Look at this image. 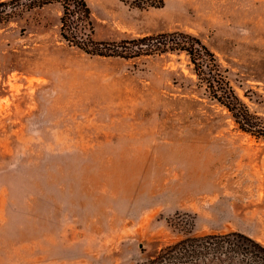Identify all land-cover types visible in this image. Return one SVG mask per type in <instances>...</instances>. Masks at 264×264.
<instances>
[{
  "label": "rangeland",
  "instance_id": "1",
  "mask_svg": "<svg viewBox=\"0 0 264 264\" xmlns=\"http://www.w3.org/2000/svg\"><path fill=\"white\" fill-rule=\"evenodd\" d=\"M93 37L199 36L264 116V0H87ZM62 6L0 27V264H139L187 235L264 242V139L185 53L92 56Z\"/></svg>",
  "mask_w": 264,
  "mask_h": 264
},
{
  "label": "trees",
  "instance_id": "2",
  "mask_svg": "<svg viewBox=\"0 0 264 264\" xmlns=\"http://www.w3.org/2000/svg\"><path fill=\"white\" fill-rule=\"evenodd\" d=\"M53 3L62 6V37L89 55L130 59L185 53L211 99L229 111L239 129L264 139V116L252 111L239 96L215 52L193 33L175 30L114 42L97 41L87 0H0V27ZM139 264H264V242L238 230L191 234Z\"/></svg>",
  "mask_w": 264,
  "mask_h": 264
}]
</instances>
